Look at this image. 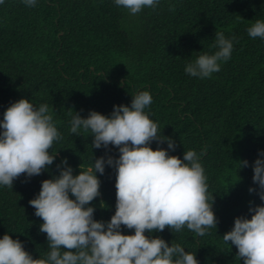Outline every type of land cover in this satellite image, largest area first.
Here are the masks:
<instances>
[{"label":"trees","instance_id":"trees-1","mask_svg":"<svg viewBox=\"0 0 264 264\" xmlns=\"http://www.w3.org/2000/svg\"><path fill=\"white\" fill-rule=\"evenodd\" d=\"M170 8L172 10H170ZM264 19V0H161L155 8L129 15L113 0H38L35 7L20 0L0 4V118L20 98L34 105L48 103L62 140L53 165L27 180L23 174L12 189L0 188V235L8 232L25 249L43 257L46 234L28 204L40 182L58 175L62 158L73 168L91 164L90 133L69 132V109L86 117L89 110L108 115L113 105L130 103L131 96L147 90L152 103L145 109L171 137L182 158L189 149L203 151L201 163L213 193L216 230L202 237L165 228L154 232L166 242L196 251L199 264H242L222 242L233 219L250 217L248 208L260 204L248 192L251 164L264 150V41L248 37L246 29ZM235 37L230 58L220 71L200 79L184 72L198 52H212L214 33ZM155 150L157 145L152 142ZM166 148V144H160ZM93 158L118 153L92 149ZM246 160L248 167L236 163ZM100 196L91 204L94 219L107 221L114 213L115 171L105 168ZM123 234H131L124 229ZM147 235V233H146ZM230 244V242H228Z\"/></svg>","mask_w":264,"mask_h":264},{"label":"clouds","instance_id":"clouds-1","mask_svg":"<svg viewBox=\"0 0 264 264\" xmlns=\"http://www.w3.org/2000/svg\"><path fill=\"white\" fill-rule=\"evenodd\" d=\"M29 8L38 0H20ZM161 0H113L129 15L145 8L155 9ZM4 0H0L3 4ZM170 10H172L170 8ZM251 39L264 41V19L246 29ZM235 37L214 33L212 52H198L184 65L190 77L208 78L220 71L233 51ZM152 103L149 91H138L125 106L113 105L108 115L89 110L86 117L69 109V132L92 137L91 164L76 174L62 158L58 175L40 182L38 193L28 204L41 219L39 232L46 234L47 253L33 258L24 242L0 235V264H199L196 251L188 252L180 243L166 242L154 232L167 228L177 233L187 229L197 237L206 235L218 220L212 210L213 193L201 163L203 151H183L182 158L169 155L176 143L163 136L162 129L145 111ZM48 103L34 105L20 98L10 103L0 118V188L12 189L21 174L25 180L38 176L53 165L62 140ZM155 142L153 150L150 145ZM166 144L161 148L160 144ZM116 149L118 155L93 158L92 149ZM251 164V181L260 204L250 206V217L238 216L220 238L242 264H264V150H258ZM248 167L246 160L236 163ZM115 171L114 213L107 221L94 219L91 202L99 197L105 168ZM124 229L131 234H123ZM147 233V235H146ZM230 242V244L228 243Z\"/></svg>","mask_w":264,"mask_h":264}]
</instances>
